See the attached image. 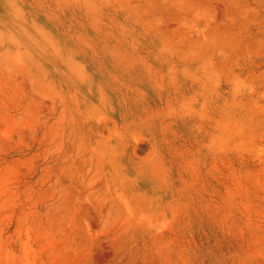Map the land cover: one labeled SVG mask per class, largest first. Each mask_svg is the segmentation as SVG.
Here are the masks:
<instances>
[{"label":"rangeland","instance_id":"obj_1","mask_svg":"<svg viewBox=\"0 0 264 264\" xmlns=\"http://www.w3.org/2000/svg\"><path fill=\"white\" fill-rule=\"evenodd\" d=\"M0 264H264V0H0Z\"/></svg>","mask_w":264,"mask_h":264}]
</instances>
